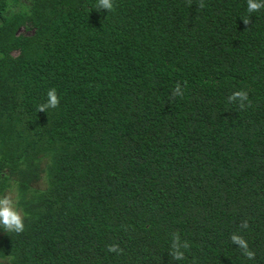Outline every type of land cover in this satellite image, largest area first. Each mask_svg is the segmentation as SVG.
<instances>
[{
    "label": "trees",
    "instance_id": "trees-1",
    "mask_svg": "<svg viewBox=\"0 0 264 264\" xmlns=\"http://www.w3.org/2000/svg\"><path fill=\"white\" fill-rule=\"evenodd\" d=\"M97 2L0 0V264H264V9Z\"/></svg>",
    "mask_w": 264,
    "mask_h": 264
},
{
    "label": "clouds",
    "instance_id": "clouds-1",
    "mask_svg": "<svg viewBox=\"0 0 264 264\" xmlns=\"http://www.w3.org/2000/svg\"><path fill=\"white\" fill-rule=\"evenodd\" d=\"M201 8L204 7V4L201 2L199 5ZM114 7V0H98L96 9L99 11L101 9H105L107 11H111ZM261 9H264V0H247V11L249 13H255L260 11ZM249 21L246 19L244 20V23L247 24ZM181 90L179 84L176 86L173 96L176 95H181ZM48 96V101L46 104L39 105L38 106V111L39 112H44L48 108H57L60 103V98L56 94L55 89H50L47 93ZM229 102H235L239 100L240 107L244 108L245 101H248V93L246 91L240 90L234 92L231 96L228 97ZM250 106V102H249ZM0 227L3 228L4 231L6 232H14L16 234H20L24 231L25 229V224H24V219L23 216L21 215L20 211L16 207V203L10 196H3L0 197ZM241 228H247L248 227V222L247 221H242ZM231 241L233 244L237 245L240 247L243 251V255L249 259L252 260L255 257V253L251 251L248 247L247 242L245 239L237 234H233L230 237ZM187 248L188 244L185 242L182 246L179 243V237L177 235H174L173 239V252L171 255L175 260H180L183 259V252L180 251V248ZM109 251H116L117 246L115 245H110L108 247Z\"/></svg>",
    "mask_w": 264,
    "mask_h": 264
},
{
    "label": "rangeland",
    "instance_id": "rangeland-1",
    "mask_svg": "<svg viewBox=\"0 0 264 264\" xmlns=\"http://www.w3.org/2000/svg\"><path fill=\"white\" fill-rule=\"evenodd\" d=\"M5 195L9 196L8 194H5V193H4L3 195H0V197H3V196H5Z\"/></svg>",
    "mask_w": 264,
    "mask_h": 264
},
{
    "label": "flooded vegetation",
    "instance_id": "flooded-vegetation-1",
    "mask_svg": "<svg viewBox=\"0 0 264 264\" xmlns=\"http://www.w3.org/2000/svg\"><path fill=\"white\" fill-rule=\"evenodd\" d=\"M3 195V194H2Z\"/></svg>",
    "mask_w": 264,
    "mask_h": 264
}]
</instances>
